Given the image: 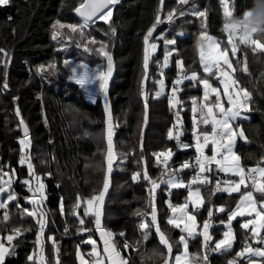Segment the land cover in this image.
<instances>
[{
	"label": "snow or ice",
	"instance_id": "6c2138e0",
	"mask_svg": "<svg viewBox=\"0 0 264 264\" xmlns=\"http://www.w3.org/2000/svg\"><path fill=\"white\" fill-rule=\"evenodd\" d=\"M175 6L166 3V0H157V7L153 20L144 31L141 95L144 100L145 116L147 123V109L149 96L152 93L144 90L147 85L150 70V61L158 66L159 89L154 96L159 98L166 88H170L167 96L168 104L175 109L176 121L168 131V138L176 141L177 148H194L195 155L188 160L181 161L178 166H173L169 161L175 153L171 148H165L151 153L155 167L159 169L156 176L149 174L148 158L143 154V142L139 148L140 157L136 163L139 171L131 174L133 181H144L148 190V205L146 210H137L135 215L141 217L138 224L140 238L129 240L125 232L114 233L103 223L105 194L109 188V178L113 171L114 162L117 167L124 164L128 158L127 153H118L113 142L114 128L118 122L113 121L111 105L109 101V82L114 70V61L109 45L103 40H97L91 35L89 29H95L98 22L103 21L108 25V30L95 29L104 32L105 36H115L117 27L113 23V12L120 5L121 0H79L74 11L81 18L80 23H63L57 19L52 25V39L63 41L76 40L77 47L83 50V54H95L106 59V65L97 63L91 68L89 63L81 60L78 64L64 59L63 65L70 72L68 79L74 81L94 101L97 94L104 97V111L107 124L106 146V179L102 190L93 193L89 197H81L77 194L67 209H65L64 197L58 201V212L61 216L71 214L77 221L76 232L87 234L81 243L90 246V250L83 252L80 245L77 247L79 264H155L157 259H162V264H210L209 255L219 253L227 255L234 251L226 264H264V155H261L253 165L244 163L242 156L236 150L238 139L250 142L248 135L242 126L243 120H250V114L255 111L252 107L253 93L245 87L237 76V73L250 75L247 61V52L264 54V0H254L253 7L241 8L236 0H218L223 17L222 37L210 33L208 28L209 9L201 8L194 0H174ZM10 0H0V5H8ZM167 9V10H166ZM191 17L189 20L187 17ZM177 20L183 23L179 31L173 34L172 28ZM199 23L197 30L198 59L201 70L186 66L180 56L178 47L179 37L185 36L183 24ZM167 24L168 28L157 29ZM67 29V31H64ZM156 34V35H154ZM163 42V58L153 60L159 44ZM67 48V45H64ZM5 56V68L9 63L7 53L0 49ZM175 54V55H174ZM175 69L174 78H169L166 84L165 69ZM52 70L53 74L59 71L55 60L46 65L37 66L38 74ZM187 81V83H185ZM215 81V83H213ZM0 87L8 90L7 73L4 74ZM200 91L199 96L192 95L191 89ZM185 89L189 91L185 92ZM184 93L187 97L188 111L190 113L191 136L194 143L190 144L181 140L184 132L182 111L185 100L180 98ZM42 98V94H41ZM14 99H19L18 97ZM19 124L23 128V136L19 138V156L17 163L22 168L26 167V175L21 178L16 174L11 163L0 164V264H6V258L10 256L13 242L24 232L31 228L22 226L8 227L12 220L10 205L17 208L20 217L32 218L37 226L35 248L28 255V261L33 264H60L59 242L55 235L46 233L49 223V212L46 207L47 185L45 179L52 173H37L31 156V137L27 122L20 114L19 106L15 109ZM179 125V127H177ZM264 150V146H262ZM134 154V153H133ZM55 159V157H53ZM185 169L191 170L184 173ZM223 174V175H222ZM185 176H190L185 180ZM19 184L21 189L26 188L27 193L21 195L13 187ZM164 187H161V186ZM59 187V184H57ZM202 187L210 188L209 197L217 192L235 193L236 203L234 207H226L224 204H212L205 208V198L201 193ZM187 190V196L183 203L173 204L171 190ZM167 192L168 199L161 201L166 204L170 214L161 216L157 204L156 194ZM21 200L27 201L30 207L21 204ZM191 208V210H190ZM200 209H204L201 213ZM224 214L219 219V225L225 227L222 237L213 240L210 228L213 226L214 213ZM204 215L202 222L198 216ZM164 226H161V220ZM241 229L243 239L238 250L234 249L237 241L236 227ZM166 228L179 230L176 239H172L166 232ZM69 228L65 221L64 232ZM99 233L97 237L96 234ZM121 237L117 243L116 236ZM153 236L158 238V247L148 248L147 243ZM200 240L196 251H190L189 241ZM51 241L49 251L52 260L45 253V242ZM102 241V245L98 243ZM253 244L256 246L254 247ZM133 253L136 254L135 258ZM254 257L260 258L259 260Z\"/></svg>",
	"mask_w": 264,
	"mask_h": 264
},
{
	"label": "trees",
	"instance_id": "16d2710c",
	"mask_svg": "<svg viewBox=\"0 0 264 264\" xmlns=\"http://www.w3.org/2000/svg\"><path fill=\"white\" fill-rule=\"evenodd\" d=\"M192 2V0H190ZM79 0H10L8 5H0V49L7 53L9 63L5 68V56L0 53V83L7 73L8 90L0 87V164L11 163L16 174L21 178L26 175V167L18 165L19 138L22 131L19 124L20 117L16 114L19 106L20 114L27 122L32 141L31 156L37 173L51 172L52 175L45 179L47 185L46 207L49 212V223L46 233L55 235L59 242L60 264H79L77 259V245L80 249L89 251L90 246L81 243L87 238V234L76 232L77 221L71 214L61 216L58 212V201L64 197L65 209L75 200L77 194L81 197H89L93 193L102 190L106 179V114L104 111L103 95H97V100L91 102L88 94L68 79L70 72L63 65V60L68 59L78 64L81 60L95 68L97 63L106 65L104 57L95 54H83V50L76 45V40L64 39L62 42L52 39V25L59 19L63 23H80L81 19L74 13V7ZM166 3L175 6L174 0H166ZM201 8L209 9L208 28L211 34L222 37L223 17L218 0H194ZM241 7H253L254 0H236ZM157 7V0H121L120 5L113 12V23L117 27L115 36H105L104 32L95 29L108 30V25L100 21L95 29H89L91 35L97 40L108 43L114 61L113 76L109 82V101L113 121L118 122L115 127L113 142L118 153L129 154L128 160L117 167L113 165L110 178V188L104 201V225L114 233L125 232L129 240L140 238L138 224L141 217L135 215L136 211L146 210L148 205V190L144 181H133L131 174L139 171L140 166L136 160L141 155L139 148L143 142V154L148 158L149 174L156 176L159 169L155 167L151 153L165 148H171L175 153L169 161L173 166H178L181 161L188 160L195 154V150H179L172 139L168 138V131L176 121L175 109L168 104L167 96L170 88H166V94L156 98L154 93L159 88L158 66L150 61L149 77L144 90L152 93L148 100L147 123L144 122L145 109L144 98L141 95L142 37L146 28L153 20ZM167 10V9H166ZM187 19L191 20L189 16ZM182 20H177L172 28L173 34L179 31ZM167 24L161 28H168ZM185 36L179 37L178 47L180 56L186 66L197 71L201 70L198 59L197 30L199 23L183 24ZM64 31H67L65 29ZM156 35V34H154ZM67 45V48L64 45ZM159 47L153 55V60L163 58V42H158ZM175 55V54H174ZM57 62L56 71L45 69L38 74L37 66L47 64L50 61ZM247 61L250 75L237 73L240 82L253 93L252 107L255 109L250 114V120L243 121L242 126L249 137L250 142L240 140L236 150L242 156L244 163L251 166L264 155V54L247 52ZM165 69L166 84L169 78H174L175 69L169 66ZM187 83V81L185 82ZM215 83V81H213ZM189 89H185V92ZM192 95L199 96L196 88L190 90ZM168 92V93H167ZM42 94V98H41ZM18 97L19 99H14ZM180 98L185 100L182 111V120L185 127L190 130V113L188 111L187 97L184 93ZM191 135L185 136L188 139ZM134 153V154H133ZM55 157V159H53ZM190 170L187 169L186 173ZM189 176L185 177L188 180ZM59 184V187H57ZM13 187L21 195L27 193V189H21L19 184ZM161 187H164L163 185ZM210 188L204 187L205 208L212 204H224L226 207H234L237 195L229 196L220 192L209 197ZM187 196L186 189L171 190L173 204L184 202ZM168 199L167 192L157 190L156 204L160 215L170 214L166 204L161 201ZM21 204L29 206L27 201L21 200ZM12 220L8 227L22 226L31 228V231L17 238L15 243L19 246V255L15 259H6V264H33L27 257L37 249V226L32 218L20 217L17 208L10 205ZM2 211V210H0ZM204 209L201 210V213ZM204 215L198 216L202 222ZM214 220L224 218L222 213H214ZM65 221L69 231L64 232ZM236 227L235 222H233ZM164 226V220H161ZM172 238L178 237L179 230L165 229ZM224 226L218 225L210 229L213 240L222 237ZM237 241L234 249L238 250L243 239L242 231L236 227ZM98 237V233L96 234ZM117 243L121 237L116 236ZM51 241L45 242V253L52 260L49 251ZM200 240H190V251H196ZM148 248L158 247V238L153 236L147 243ZM234 255V251L227 255L213 253L209 257L210 264H226V261ZM136 254L133 253L135 258ZM139 264V261H136ZM155 264H162V259H157ZM246 264V262H242Z\"/></svg>",
	"mask_w": 264,
	"mask_h": 264
},
{
	"label": "built area",
	"instance_id": "2783aa9c",
	"mask_svg": "<svg viewBox=\"0 0 264 264\" xmlns=\"http://www.w3.org/2000/svg\"><path fill=\"white\" fill-rule=\"evenodd\" d=\"M169 95H170V93H169ZM183 125H184V132H183V135L181 136V140L182 141H184V142H187V143H190V144H192V143H194V141L192 140V136H190L188 139H186L185 138V136L187 135V134H190L191 135V131L190 130H188L186 127H185V123L183 122ZM177 127H179V125L177 126ZM172 130H173V133H174V135H175V129H173V128H171ZM173 140V142H174V144H175V146H176V141L174 140V139H172ZM177 147V146H176ZM178 149V148H177ZM183 148H179V150H182ZM188 149H193L194 150V148H188ZM195 155V154H194ZM194 155L192 156V157H194ZM191 171V170H190ZM189 178H190V176H189ZM202 209H200V211H201ZM212 221H213V226H212V228H214L215 226H218L219 225V221H217V220H214L213 218H212ZM211 229V228H210ZM13 244H14V246L12 247V249H11V255L10 256H8L7 258H10V259H15V258H17L18 257V255H19V246L17 245V243H15V242H13ZM211 255H213V253H211L210 255H209V257L211 256ZM6 258V259H7Z\"/></svg>",
	"mask_w": 264,
	"mask_h": 264
},
{
	"label": "crops",
	"instance_id": "0c3cea01",
	"mask_svg": "<svg viewBox=\"0 0 264 264\" xmlns=\"http://www.w3.org/2000/svg\"><path fill=\"white\" fill-rule=\"evenodd\" d=\"M159 89V88H158ZM166 94V89H165V92H164V94L163 95H165ZM97 95H99V94H97ZM97 95L95 96V98L97 97ZM163 95H161V96H163ZM160 96V97H161ZM243 121H248V120H243ZM242 121V122H243ZM240 141V139H238V141H237V144H238V142ZM237 144H236V146H237ZM182 150H188V149H182ZM173 158V157H172ZM187 172V169H185L184 170V172L181 174L182 176L184 175V173H186ZM223 175V174H222ZM186 177V176H185ZM184 177V178H185ZM181 189H184V188H181ZM172 190H175V189H172ZM201 193H202V195H204V187H202L201 188ZM223 194H226V195H229L228 193H223ZM106 195V194H105ZM233 195H237V194H235V193H233V194H231V195H229V196H233ZM204 198H205V196H204ZM190 210H191V208H190ZM197 220H198V217H197ZM224 230H226L225 229V227H224ZM98 236H99V233H98ZM98 243L100 244V245H102V241H98ZM253 246L255 247L256 245L255 244H253ZM37 251L39 250V245H37V249H36ZM81 251H83V252H87V251H84V250H82V249H80ZM77 259H78V257H77ZM254 259H257V260H259L260 258H258V257H254ZM78 263H79V260H78ZM37 264H38V261H37Z\"/></svg>",
	"mask_w": 264,
	"mask_h": 264
},
{
	"label": "rangeland",
	"instance_id": "374dc122",
	"mask_svg": "<svg viewBox=\"0 0 264 264\" xmlns=\"http://www.w3.org/2000/svg\"><path fill=\"white\" fill-rule=\"evenodd\" d=\"M105 61H106V59H105ZM112 76H113V73H112ZM112 78V77H111ZM103 99H104V97H103ZM91 102H95L96 100H97V97L94 99V101L92 100V99H89ZM103 102H104V100H103ZM106 138H107V125H106ZM114 133H115V128H114ZM114 137V136H113ZM110 178H111V174H110ZM110 178H109V188H110ZM109 188H108V190H109ZM107 193H108V191H107ZM28 207H30V205L28 206Z\"/></svg>",
	"mask_w": 264,
	"mask_h": 264
},
{
	"label": "water",
	"instance_id": "95a60500",
	"mask_svg": "<svg viewBox=\"0 0 264 264\" xmlns=\"http://www.w3.org/2000/svg\"><path fill=\"white\" fill-rule=\"evenodd\" d=\"M74 13L78 16V14L74 11ZM79 17V16H78ZM80 18V17H79ZM81 19V18H80ZM21 131H22V135H23V128L21 126Z\"/></svg>",
	"mask_w": 264,
	"mask_h": 264
},
{
	"label": "clouds",
	"instance_id": "9594fccd",
	"mask_svg": "<svg viewBox=\"0 0 264 264\" xmlns=\"http://www.w3.org/2000/svg\"><path fill=\"white\" fill-rule=\"evenodd\" d=\"M168 93V92H167Z\"/></svg>",
	"mask_w": 264,
	"mask_h": 264
}]
</instances>
